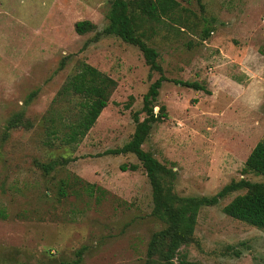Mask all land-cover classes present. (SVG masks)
<instances>
[{"label": "rangeland", "instance_id": "374dc122", "mask_svg": "<svg viewBox=\"0 0 264 264\" xmlns=\"http://www.w3.org/2000/svg\"><path fill=\"white\" fill-rule=\"evenodd\" d=\"M178 1L186 25L168 18L145 25L167 80L154 107L164 105L166 117L142 148L172 168L179 196H212L240 179L262 182L242 169L264 140V0ZM110 2L0 0V264L72 263L80 248L78 264H143L151 233L163 225L152 215L151 185L136 156L105 153L130 140L132 115L145 116L142 97L159 76L136 46L101 35ZM79 20L96 28L78 34ZM206 27L213 30L204 39ZM83 62L117 85L84 138L63 145L48 137L44 119L72 121L78 97L58 92ZM132 163L134 171L120 168ZM41 164L54 167L44 172ZM245 190L202 206L193 239L177 256L264 264V231L222 211Z\"/></svg>", "mask_w": 264, "mask_h": 264}, {"label": "trees", "instance_id": "16d2710c", "mask_svg": "<svg viewBox=\"0 0 264 264\" xmlns=\"http://www.w3.org/2000/svg\"><path fill=\"white\" fill-rule=\"evenodd\" d=\"M184 11L187 9L181 6L178 0H111L106 14L107 24L101 29V35H114L136 46L142 53L149 70L159 73L142 97L141 112L145 116L140 120L139 112H134L132 115L135 128L130 140L121 147L105 150L108 154H134L151 185L152 215L163 225L151 233L146 244L143 264H205L188 260L183 256L178 257V249L181 245L192 241L197 215L202 206L214 205L219 198L239 189L246 190L244 193L235 195L222 207V211L233 219L264 231V181L251 182L240 179L224 185L212 196H179L172 188V181L175 177L172 168L142 148L152 125L166 117L164 105H159L156 113L154 107L159 88L162 82L167 80L157 60L158 51L146 42L145 25L163 22L164 18L186 25L189 20L187 15L183 14ZM95 28V24L89 20H79L74 23V30L78 34H84ZM212 30L204 28L203 38H207ZM174 82L194 89H204L196 81L174 80ZM116 85V81L109 75L86 62L81 63L79 70L69 76L58 92L59 95L77 96V111L72 121L66 124L61 123L60 116L57 123L52 117L44 119L47 123L48 137L59 138L63 145L78 144L107 106ZM68 161V158H60V163ZM41 167L44 172H49L54 166L53 164H41ZM120 168L134 171L138 165L135 163L128 166L122 164ZM242 170L244 173L251 172L264 177V140H259L251 149ZM66 187V182L62 181L57 189L58 195L64 196ZM82 253L83 248H80L76 252L77 258L72 263L64 264L80 263Z\"/></svg>", "mask_w": 264, "mask_h": 264}]
</instances>
